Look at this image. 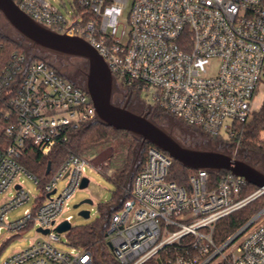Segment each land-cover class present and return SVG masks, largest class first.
Wrapping results in <instances>:
<instances>
[{
	"label": "built area",
	"instance_id": "built-area-1",
	"mask_svg": "<svg viewBox=\"0 0 264 264\" xmlns=\"http://www.w3.org/2000/svg\"><path fill=\"white\" fill-rule=\"evenodd\" d=\"M14 1L52 30L86 39L117 86L145 93L153 107L210 137L234 140L235 123L248 121L255 111L264 84V0H75L68 16L49 0ZM4 95L10 142L0 148V196L13 187L16 193L0 203V236L3 229L20 233L36 226L43 237L0 264H88L87 249L77 254L54 246L60 240L56 226L87 177V166L109 175V157L103 162L70 154L45 186L49 197L17 220L9 221L8 214L31 199L30 191L15 183L18 174L37 183L18 162L26 144L48 153L72 131L97 121L94 103L85 87L27 55H17L13 68L1 71L0 100ZM173 160L154 144L146 148L110 216L105 236L114 256L122 264H144L162 253L163 264H264V208L227 239L215 237L218 222L264 194V187L243 196L245 178L228 172L210 183L202 168L185 187L169 178ZM62 178L67 184L55 195Z\"/></svg>",
	"mask_w": 264,
	"mask_h": 264
},
{
	"label": "trees",
	"instance_id": "trees-1",
	"mask_svg": "<svg viewBox=\"0 0 264 264\" xmlns=\"http://www.w3.org/2000/svg\"><path fill=\"white\" fill-rule=\"evenodd\" d=\"M15 55H26V48L23 42L0 32V73L6 68H13L16 63ZM17 81L18 79H15L12 82L13 87H15ZM74 83L80 85L76 82ZM6 98L7 96L4 95L3 99L0 100V148L10 142V139L5 134V128L8 124L6 113L9 110ZM154 111L160 119H174V117L157 107H154ZM234 129L236 131L234 140L209 136L210 141L215 142L218 146L217 148L221 151L223 150V152L238 143V158L251 163L257 168L255 161L264 162V101L260 108L252 113L248 121L235 123ZM150 144L152 143L144 142L141 145V138L138 136L126 130H118L96 121L72 131L66 141L56 145L48 153L42 152L31 143H27L21 151L18 162L26 171L37 178V184L41 189L42 195L37 197L36 203H42L47 194L45 186L70 154L90 158L93 156L99 157L100 152L107 147H111L109 149L113 150L110 158L111 173L107 175L115 184L111 201L99 205L100 216L98 219L89 224L72 225V228L66 232L70 245L90 251L91 261L88 264H122L114 256L105 235L109 228L110 216L119 209L120 203L125 197V191L130 187L129 184L132 182L131 179L135 173L133 170L136 168V158L139 154L143 155L144 159L145 150ZM49 162L51 163V170L47 173ZM195 173L196 169L188 168L173 160L169 178L179 185L189 187L190 178ZM226 173L228 171L225 170L219 172L209 171V182L216 183ZM257 188V186L247 183L244 186V191L250 192ZM263 208L264 194L243 208L221 219L217 224L216 239L218 241L227 239ZM164 259L165 255L162 253L159 257L152 258L144 264H163Z\"/></svg>",
	"mask_w": 264,
	"mask_h": 264
},
{
	"label": "water",
	"instance_id": "water-1",
	"mask_svg": "<svg viewBox=\"0 0 264 264\" xmlns=\"http://www.w3.org/2000/svg\"><path fill=\"white\" fill-rule=\"evenodd\" d=\"M0 12L33 45L55 53L85 59L84 87L94 103L98 122L138 136L141 138V145L144 142L156 145L188 168L196 170L202 168L214 172L225 170L245 178L247 183L258 188L264 187V171L251 163L223 151L186 146L148 116L114 103L112 96L117 86L114 77L103 56L86 39L57 32L37 22L20 9L14 0H0ZM50 170L49 162L47 173ZM88 183L89 179L84 177L80 188L86 187ZM49 196L50 194H47V197ZM83 203H93V201L87 198L76 203L74 207L77 208ZM79 215L88 218L90 211L82 209ZM71 228L72 224L68 220H63L56 226L58 233H66ZM39 230L43 233L48 232V230ZM109 246L112 249L110 242Z\"/></svg>",
	"mask_w": 264,
	"mask_h": 264
},
{
	"label": "rangeland",
	"instance_id": "rangeland-1",
	"mask_svg": "<svg viewBox=\"0 0 264 264\" xmlns=\"http://www.w3.org/2000/svg\"><path fill=\"white\" fill-rule=\"evenodd\" d=\"M49 1H51L53 5H55L65 15L68 16L69 15L68 11L73 8L75 0H49ZM127 13L128 11L125 10L122 16V21L124 22L127 21V16H128ZM0 32L9 35L10 37L16 40L22 41L26 48V55L29 59L38 58L48 62L55 69H57V71L63 77L69 79L72 82H76L84 87V81L83 82L81 81L84 80V72H83L85 69L84 58L55 53L46 50L38 45H33L7 21V19L3 16L1 12H0ZM216 66L217 63L214 62L211 73L216 72L215 71ZM118 87L121 90L126 89L122 86H118ZM134 93H135L134 95L137 98H139L140 101L149 102V98L145 93L142 94H139L137 92ZM263 101H264V84H262V86L260 87L259 93L257 94L254 101V106L258 108ZM164 121H166L165 124L168 126L169 122L167 123V120L165 119ZM164 121L163 122L159 121V122L164 123ZM171 121L173 122L172 129H169V127L167 126H165L166 128L164 126L163 127L168 131H170L173 137H175L182 144L193 148L220 150L217 148L218 146L215 144V142L210 141V137L201 129H196L195 127L185 122L179 121L176 118L171 119ZM109 148L111 147H107L106 149L103 150L104 152L103 151L100 152L101 154L96 160L106 162L108 161L107 157H109L108 159L110 161L113 150L112 149L110 150ZM224 152L230 153L235 157H238L239 155V153L237 152L236 145L230 147L228 150H224ZM142 161H143V155L138 154L136 158V168L133 170L135 173L141 167ZM254 163L256 164L258 169L264 171L263 161L259 160L258 162L255 161ZM85 175L89 179L88 185L84 188L76 189V191L72 194V196L69 198L67 203L64 205V210L59 216V220H64L68 216H71L70 221L73 226L89 224L95 221L96 219H98L100 216L99 205L111 201L115 190L114 182L111 179H109L106 174L96 170L95 168L87 166L85 170ZM15 183H21L26 188V190L30 191L31 199L27 203L9 212L8 214L9 221H14L23 217L26 210H31L34 207L36 203V197H41L42 195L41 189L38 186V184L35 182V180L24 172H20L18 174ZM66 184H67L66 178L60 179L57 182V192L55 195L60 194L64 190ZM130 185L131 183L129 184V186ZM246 191L247 190L243 192V196H247L252 192H254L255 190L250 192H246ZM14 193H16V191L13 187L10 190H8L6 193H4L2 196H0V203L3 202L6 198L11 197ZM87 198L91 199L93 203H83L77 208L74 207L76 203ZM82 209L90 211V216L88 218L79 215V211ZM59 236H60V240L53 242L56 248L68 253L70 252H76L77 254L80 253V249L75 248L69 244L66 233H59ZM38 237H43V236L36 231V226L25 229L20 233L3 229L2 234L0 236V262H2L6 257H8L13 252L29 247L31 242Z\"/></svg>",
	"mask_w": 264,
	"mask_h": 264
},
{
	"label": "flooded vegetation",
	"instance_id": "flooded-vegetation-1",
	"mask_svg": "<svg viewBox=\"0 0 264 264\" xmlns=\"http://www.w3.org/2000/svg\"><path fill=\"white\" fill-rule=\"evenodd\" d=\"M81 81L83 82L84 80H81ZM134 94L135 93L133 90H130L128 88L121 90L119 89L118 86H116L113 92L112 99H113V102L118 105L125 106L128 109H131L137 113L144 114L148 116L149 118L156 120L159 124L161 125L163 124L162 126L164 127L167 126L165 124L166 121H164L165 118L160 119L159 117L156 116L154 107L151 105V103L147 101H140L139 98H137ZM165 120H167V123L169 122L167 127H169V129H172L173 122L170 119H165ZM159 121H162V122L164 121V123H161Z\"/></svg>",
	"mask_w": 264,
	"mask_h": 264
},
{
	"label": "crops",
	"instance_id": "crops-1",
	"mask_svg": "<svg viewBox=\"0 0 264 264\" xmlns=\"http://www.w3.org/2000/svg\"><path fill=\"white\" fill-rule=\"evenodd\" d=\"M262 103H263V102H262ZM262 103H261V104H262ZM260 106H261V105H260ZM260 106H259L258 108L255 107V110H258V109L260 108Z\"/></svg>",
	"mask_w": 264,
	"mask_h": 264
}]
</instances>
